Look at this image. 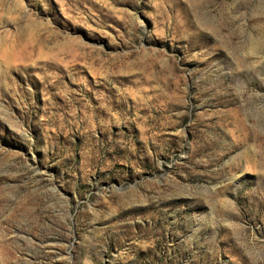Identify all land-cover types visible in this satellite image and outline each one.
I'll use <instances>...</instances> for the list:
<instances>
[{"label": "rangeland", "instance_id": "rangeland-1", "mask_svg": "<svg viewBox=\"0 0 264 264\" xmlns=\"http://www.w3.org/2000/svg\"><path fill=\"white\" fill-rule=\"evenodd\" d=\"M0 264H264V0H0Z\"/></svg>", "mask_w": 264, "mask_h": 264}]
</instances>
